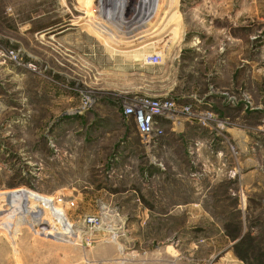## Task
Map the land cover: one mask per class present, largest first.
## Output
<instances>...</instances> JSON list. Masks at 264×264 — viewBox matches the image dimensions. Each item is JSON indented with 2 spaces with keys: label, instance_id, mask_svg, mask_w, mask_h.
<instances>
[{
  "label": "rangeland",
  "instance_id": "374dc122",
  "mask_svg": "<svg viewBox=\"0 0 264 264\" xmlns=\"http://www.w3.org/2000/svg\"><path fill=\"white\" fill-rule=\"evenodd\" d=\"M116 1L0 0V193L69 225L0 195V264H264V0Z\"/></svg>",
  "mask_w": 264,
  "mask_h": 264
},
{
  "label": "bare ground",
  "instance_id": "6f19581e",
  "mask_svg": "<svg viewBox=\"0 0 264 264\" xmlns=\"http://www.w3.org/2000/svg\"><path fill=\"white\" fill-rule=\"evenodd\" d=\"M116 1V0H115ZM118 5L122 6V11H121V14L120 15H123L117 19H114V21L120 25L126 23V22H123L124 20L120 19V18H124L125 17V20L126 19H132L133 22L130 23V22H127L128 23V26H125L127 29V31H125L124 33V41H121V44H128L126 46H137V45H140L141 43H144L145 41L149 40V38H151V34L150 33H146L147 32V29L148 28H145L144 30H141L140 32H137L135 35L132 34V36H126V34H130L131 32H136L138 31L142 26L144 28V26H149L150 24V21L152 19V17H154V9L156 8H159V5L161 6L160 2L161 0H125V1H122V0H118ZM166 1V5H165V9L167 8H170V9H173L175 10L176 9V6L173 4H168V0H165ZM174 0H172L173 2ZM117 2V1H116ZM164 2V1H163ZM179 2V1H178ZM163 5V6H164ZM178 5V4H177ZM178 8V7H177ZM168 9V10H170ZM120 10H121V7H120ZM161 10V9H160ZM167 10V11H168ZM178 9H176L177 11ZM125 11V12H123ZM157 12V11H156ZM164 12V11H163ZM166 12V11H165ZM160 13V12H159ZM175 12L173 13H170V14H174ZM164 15V14H163ZM171 15H167V17H170ZM162 17V16H161ZM149 18V20H148ZM173 18L172 16L169 18L171 19ZM159 19V18H158ZM165 19V18H164ZM163 19V20H164ZM136 20V21H134ZM168 20V18H167ZM172 20V19H171ZM127 21V20H126ZM131 21V20H130ZM157 21V20H156ZM147 22V23H146ZM171 21H167V25L168 23H170ZM111 23V22H110ZM126 23V24H127ZM159 23V22H158ZM148 24V25H147ZM161 24V23H160ZM172 24V23H171ZM170 25V24H169ZM113 26V25H112ZM166 26V25H165ZM123 27V25H122ZM166 28V27H165ZM122 29V28H121ZM152 29V28H151ZM150 30V29H148ZM163 31V30H162ZM106 32V31H105ZM150 32V31H149ZM156 34V33H155ZM166 35V34H165ZM122 37V36H121ZM109 38V37H108ZM129 39V40H128ZM151 43V42H150ZM114 44V43H113ZM147 45V44H146ZM149 45V44H148ZM116 46V45H115ZM154 47V46H153ZM157 47V46H156ZM126 51V50H125ZM149 56V55H148ZM147 56V57H148ZM146 57V56H145ZM20 194H23L26 198L28 197L29 200L30 199H33V200H36V202H39L41 204H43L44 206H48L52 212V214L56 217H59V221L60 223L65 227V228H69V225L68 223L66 222V220L64 219L62 213H60V211H58L53 205H51V202L52 199L51 198H47V197H43L39 194H36L32 191H28V190H25V189H16V190H12V191H9V192H5V193H0V195H13L14 198L16 195H20ZM22 196V195H21ZM23 198V197H22ZM14 200V199H13ZM20 200V199H19ZM16 201V199H15ZM26 201V199H25ZM17 202H19L17 200ZM27 202V201H26ZM16 203V202H15ZM21 203V202H20ZM24 203V201H23ZM17 205V204H16ZM19 205V204H18ZM27 206V204H25ZM22 206V205H20ZM28 207V206H27ZM15 208V207H14ZM39 215V213H38Z\"/></svg>",
  "mask_w": 264,
  "mask_h": 264
},
{
  "label": "built area",
  "instance_id": "2783aa9c",
  "mask_svg": "<svg viewBox=\"0 0 264 264\" xmlns=\"http://www.w3.org/2000/svg\"><path fill=\"white\" fill-rule=\"evenodd\" d=\"M146 59L149 63H158L160 56L149 55ZM169 108L170 104L167 102L134 97L130 103L122 107V114L125 118H132L141 137L151 138L154 135L152 125L155 118Z\"/></svg>",
  "mask_w": 264,
  "mask_h": 264
},
{
  "label": "crops",
  "instance_id": "0c3cea01",
  "mask_svg": "<svg viewBox=\"0 0 264 264\" xmlns=\"http://www.w3.org/2000/svg\"><path fill=\"white\" fill-rule=\"evenodd\" d=\"M132 119V118H131Z\"/></svg>",
  "mask_w": 264,
  "mask_h": 264
}]
</instances>
